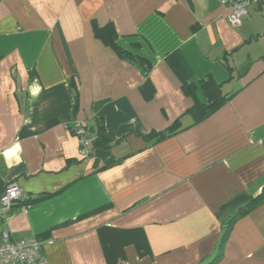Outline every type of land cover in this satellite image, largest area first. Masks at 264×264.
I'll return each mask as SVG.
<instances>
[{"label": "crops", "instance_id": "1", "mask_svg": "<svg viewBox=\"0 0 264 264\" xmlns=\"http://www.w3.org/2000/svg\"><path fill=\"white\" fill-rule=\"evenodd\" d=\"M231 1L0 0L2 228L50 264H264V201L226 232L264 190V0Z\"/></svg>", "mask_w": 264, "mask_h": 264}, {"label": "built area", "instance_id": "2", "mask_svg": "<svg viewBox=\"0 0 264 264\" xmlns=\"http://www.w3.org/2000/svg\"><path fill=\"white\" fill-rule=\"evenodd\" d=\"M256 0H232L228 18L233 26L242 23ZM226 2V0H224ZM70 129L79 138V152L88 157L92 153V131L82 120H75ZM23 197L20 185L10 182L0 195V264H50L42 251V243L35 238H13L8 229L2 228L14 205Z\"/></svg>", "mask_w": 264, "mask_h": 264}, {"label": "trees", "instance_id": "3", "mask_svg": "<svg viewBox=\"0 0 264 264\" xmlns=\"http://www.w3.org/2000/svg\"><path fill=\"white\" fill-rule=\"evenodd\" d=\"M95 33L98 37H100L105 43L111 45L120 55L126 58L130 59H136V56L133 55L130 51L126 50L125 48L121 47L118 42V34L113 24H107L105 26H99L98 24H94ZM215 103L210 104H203V105H195L192 110L194 111L196 116H199L202 112L205 114L208 112V109L212 107ZM111 141V137L105 133V131L101 128L99 130V136L94 141L95 143H98V146H106V143ZM47 196V195H46ZM264 201V190L261 194L254 197L250 203H248L246 206L241 207L237 212L232 214L230 218L228 219V227H227V233L230 231V228L232 226V223L242 214H245L249 212L253 207L256 205L261 204Z\"/></svg>", "mask_w": 264, "mask_h": 264}]
</instances>
